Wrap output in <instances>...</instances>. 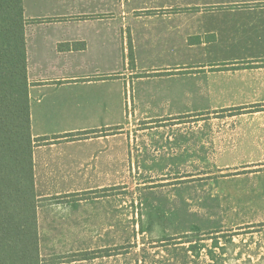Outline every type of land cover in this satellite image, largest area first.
I'll return each instance as SVG.
<instances>
[{
  "label": "crops",
  "instance_id": "1",
  "mask_svg": "<svg viewBox=\"0 0 264 264\" xmlns=\"http://www.w3.org/2000/svg\"><path fill=\"white\" fill-rule=\"evenodd\" d=\"M23 8L38 20L26 25L33 137L107 129L34 148L41 200L95 191L99 199L118 187L133 162L136 120L264 104V0H23ZM235 116L259 119L246 134L264 135V110ZM72 203L38 209L44 264L113 259L85 253L117 243L118 211Z\"/></svg>",
  "mask_w": 264,
  "mask_h": 264
},
{
  "label": "rangeland",
  "instance_id": "2",
  "mask_svg": "<svg viewBox=\"0 0 264 264\" xmlns=\"http://www.w3.org/2000/svg\"><path fill=\"white\" fill-rule=\"evenodd\" d=\"M239 112L136 120L118 187L38 198V209L117 210V243L103 249L114 258L101 264H264V135H247L261 122Z\"/></svg>",
  "mask_w": 264,
  "mask_h": 264
},
{
  "label": "trees",
  "instance_id": "3",
  "mask_svg": "<svg viewBox=\"0 0 264 264\" xmlns=\"http://www.w3.org/2000/svg\"><path fill=\"white\" fill-rule=\"evenodd\" d=\"M34 21L38 20L25 18L23 0H0V264H44L39 243L34 148L63 139L88 138L107 132L102 129L33 137L26 25ZM226 110L257 112L264 110V104ZM205 114L210 113L195 115ZM187 116L190 115L181 117ZM163 121L156 119L152 122ZM98 192L95 191L96 196H99ZM103 253L99 250L85 255L91 258Z\"/></svg>",
  "mask_w": 264,
  "mask_h": 264
}]
</instances>
